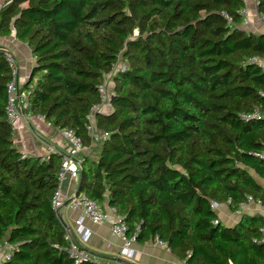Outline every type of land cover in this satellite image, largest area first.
Masks as SVG:
<instances>
[{"label":"trees","instance_id":"obj_1","mask_svg":"<svg viewBox=\"0 0 264 264\" xmlns=\"http://www.w3.org/2000/svg\"><path fill=\"white\" fill-rule=\"evenodd\" d=\"M243 0H7L0 37L28 46L27 113L89 147L86 116L117 59L109 137L80 162V193L121 217L126 239L161 242L183 264H264L260 215L233 226L211 204L264 206V33L240 28ZM264 13V0H257ZM230 19V21H229ZM0 47V245L3 264H72L52 207L62 154L22 157L6 118L10 69ZM83 264H94L87 262Z\"/></svg>","mask_w":264,"mask_h":264},{"label":"crops","instance_id":"obj_2","mask_svg":"<svg viewBox=\"0 0 264 264\" xmlns=\"http://www.w3.org/2000/svg\"><path fill=\"white\" fill-rule=\"evenodd\" d=\"M5 1L7 0H0V7ZM245 6L248 8L250 23L242 29L246 33L255 35L264 33V23L260 20L261 14L257 12L252 0H248ZM0 47L15 54L18 60L20 79L25 81L34 62L28 46L16 40L14 33L11 32L8 36L0 37ZM258 63L264 70V60H259ZM110 112L106 106H100L99 110L94 112V119L97 114L107 115ZM13 141L14 147L18 152L32 158H47L51 154L69 151L67 143L60 137L58 129L40 116L23 117L18 122L16 130L13 131ZM101 145V143L92 141L91 145L83 147L74 156V159L80 162L86 158L96 161ZM79 178L67 177L58 189L62 207L57 216L65 228L71 232L74 239H77V236L74 232L73 222L81 216V211L71 208L69 202L75 197ZM255 180L264 189V179L258 177ZM103 208L106 214V221L102 224L94 225L85 220L84 224L91 230V236L87 243L80 244L89 252L94 264H183L163 244H159L156 240L145 244L132 242L129 246V249L133 252L132 256H124L123 240L114 236L110 230L117 216L106 204H104ZM214 211L217 214L218 221L225 226L235 225L243 214L260 215L264 218V206L252 201L242 204L239 210L235 212H231L227 204H218ZM10 252V246L6 244L0 245V264H3L5 260L4 255Z\"/></svg>","mask_w":264,"mask_h":264},{"label":"built area","instance_id":"obj_3","mask_svg":"<svg viewBox=\"0 0 264 264\" xmlns=\"http://www.w3.org/2000/svg\"><path fill=\"white\" fill-rule=\"evenodd\" d=\"M247 1L248 0H243L245 4ZM252 2L255 5V7H257V0H252ZM245 4L238 11V13L241 15L242 18L239 26L240 28H245L250 23L248 19V8H246ZM259 14H261L260 15L261 22L264 23V13H259ZM4 58L10 69V80L6 85V92H7L6 118L11 129L15 131L18 122L23 117L31 116L29 113H27V109L29 106L28 95L30 91L23 88V85L26 82V80L22 81L20 79L18 60L15 54L13 52L5 50ZM118 59L114 64L112 71L104 75L101 84L98 86L100 103L93 106L90 112L86 116L87 133L92 137V141L96 143L102 144L109 137V134L107 132H103L97 129L96 123L94 121L95 120L94 112L99 110L100 106H106L107 109L111 111L110 98L114 94L113 84H112L114 74L117 71L126 68V63L122 64L119 69L115 68ZM257 62H259V60H257ZM240 117L244 121H247L249 119L261 118L264 117V111H260L256 109L251 113L242 114L240 115ZM58 133L60 137L65 140L69 148V151L60 153L62 154V157H61L60 170L57 177L58 189H59V186L63 183V181L67 177L73 179L79 178L81 165H80V161L74 159V156L83 149V146L80 137L77 136L73 130L58 129ZM24 156L26 155L22 154V157ZM261 157H264V151ZM44 159L47 160L48 157L41 158V160ZM58 189L52 197V207L57 215L59 214L60 208L62 207V201L60 200ZM69 205L73 209L80 210L81 216L75 219L73 222L74 232L77 236V239H74L71 235V232L65 228L66 231L64 233V241L66 242V246L63 249L68 254L69 258L72 261V264H83L87 262L93 263L92 257L89 254V252L80 245L82 243H87L91 236V230L85 226L84 221L87 220L94 225L104 223L106 221V214L104 208L100 206L96 201L90 199L88 196H86L83 193H79L77 196L72 198L71 201L69 202ZM217 206H218L217 203L211 204L212 209H216ZM110 230L114 236L123 240L124 256L131 257L133 252L129 249V246L132 242L135 241L133 237L131 239H126L125 237L126 226L123 223L121 217L118 216L116 217ZM156 242L162 244L159 241ZM253 243L264 245V227L260 229L259 238L253 239ZM9 254H5L4 259H7L9 257Z\"/></svg>","mask_w":264,"mask_h":264},{"label":"water","instance_id":"obj_4","mask_svg":"<svg viewBox=\"0 0 264 264\" xmlns=\"http://www.w3.org/2000/svg\"><path fill=\"white\" fill-rule=\"evenodd\" d=\"M26 81H27V78H26ZM249 173L254 177V178H258L252 171H249ZM80 193V187L78 185V189L77 191L75 192V196H77L78 194Z\"/></svg>","mask_w":264,"mask_h":264},{"label":"rangeland","instance_id":"obj_5","mask_svg":"<svg viewBox=\"0 0 264 264\" xmlns=\"http://www.w3.org/2000/svg\"><path fill=\"white\" fill-rule=\"evenodd\" d=\"M124 63L125 62L121 58H119L115 68L119 69L121 67V65L124 64Z\"/></svg>","mask_w":264,"mask_h":264}]
</instances>
